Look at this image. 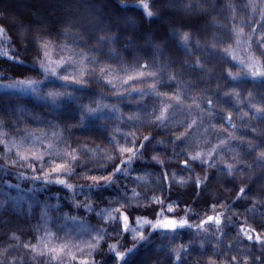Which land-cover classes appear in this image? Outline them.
Segmentation results:
<instances>
[{
    "label": "trees",
    "instance_id": "obj_1",
    "mask_svg": "<svg viewBox=\"0 0 264 264\" xmlns=\"http://www.w3.org/2000/svg\"><path fill=\"white\" fill-rule=\"evenodd\" d=\"M136 21L142 24L134 26ZM0 29L7 52L0 54L1 81L36 73L30 67L32 44L21 42L20 36L44 34L52 53H58V34L70 52L82 37L105 38L101 50L106 52L115 34L117 47L127 46L129 52L127 63L121 65L126 78L137 79L138 87H152L151 79L140 80L143 72L142 77L154 78L157 90L156 95L146 92L136 105L126 96L118 98L125 111L141 117L120 124L118 132H113L116 115L109 109L89 113L81 108L82 98L98 93L95 83L91 88L68 86L74 94L55 104L33 94L0 90V115L28 119L29 111L45 112L50 121L77 125L73 144L95 142L135 150L134 156L119 151L114 161L100 155L97 164H107L106 168L92 163L78 167L77 173L102 177L119 165L114 182L99 180L95 186L77 174L50 172L48 156L45 167L36 161L35 171L5 167L0 161V247L16 244L13 234L19 236L10 253L21 256L22 264H78L84 258L88 264H264V78L242 75V68L228 55L229 48L244 43L264 67L262 0H0ZM78 58L80 70L87 68L84 58ZM140 59L155 67H133ZM104 67L114 82L120 79L116 58ZM141 95L133 92L132 99L139 101ZM165 101L172 102L176 115L159 119L158 108ZM193 116L198 118L197 129L187 127L186 118ZM29 127L44 125L33 122ZM149 130L152 136L144 140L143 133ZM57 131L48 128L49 135ZM181 131L185 137L173 143L172 133ZM131 132L135 135H128ZM207 137L211 142L203 146L221 141L218 155L208 161L191 159L189 153ZM161 139L165 142L157 143ZM33 143L32 150L41 155L47 141L24 140V145ZM61 146L62 141L57 144ZM66 178L76 185L72 191L56 182ZM154 195L156 200L151 199ZM116 209L126 213L130 223L162 217L188 223L171 230L145 226L143 237L137 238L124 229ZM46 233H52L57 244H70L76 259L65 255L58 262L50 254L24 247ZM97 236L103 237L100 247L89 248ZM113 243L116 249L111 248ZM117 251L124 253L123 259Z\"/></svg>",
    "mask_w": 264,
    "mask_h": 264
},
{
    "label": "clouds",
    "instance_id": "obj_2",
    "mask_svg": "<svg viewBox=\"0 0 264 264\" xmlns=\"http://www.w3.org/2000/svg\"><path fill=\"white\" fill-rule=\"evenodd\" d=\"M151 15H156L152 13ZM142 24V21L134 22V26ZM21 42L30 41L34 49L33 62L30 67L36 69L34 75H26L23 77H16L13 81L7 85L11 87L13 84L19 83L21 80H32L35 82V95L39 99L50 100L53 104L61 100L65 96H71L74 94V89L69 90L68 86H75L77 88H91L93 83L99 89L98 93L94 97L82 98L81 108L88 112L89 108H92L93 105L97 106L102 105V108H107L111 112L116 114V124L113 128V132L120 131L119 125L128 120H138L140 115L137 112L125 111L122 107V101L118 98L121 96H126L128 102L132 105L141 103L145 98V93H150L156 95V87L154 78L152 77H141L140 80H152L153 86L148 87L147 84H144L143 87H138L137 79L133 78L131 80L127 79V72L121 67L127 63L126 57L129 55L127 46L124 49L117 47L116 36L113 35L112 46L108 48L106 52L101 50L102 40L105 38H89L82 37L81 41L74 42V48L72 50L73 54L78 57L84 58V63L88 64V67L80 70L77 63L69 60H64V63L61 64L55 73L51 71H45L44 65L46 64L45 59V50L41 46L44 40V34L40 36H28L23 35L19 37ZM131 37H129L130 39ZM49 40L52 39L51 36L48 37ZM61 36L57 35V48L60 55L63 54L65 50V45L60 43ZM60 55L57 56V60H60ZM11 58V57H9ZM113 58H116V70L121 72V77L117 81H113L109 72L110 69L104 67V65L113 63ZM133 67L139 68L140 70L154 68L155 66L148 59L136 60ZM81 71L83 75H81ZM159 75V73H157ZM64 77H69V79H64ZM55 79L60 81L65 87H59L54 84H50L49 81ZM133 92H141L142 95L140 100L132 99ZM28 119L21 117L17 119L14 116L0 115V141H2L3 152L0 153V161L3 162L5 167H21V168H32L33 171L36 170L37 163L41 167H45L43 161L45 156H48V164L46 167L53 168L57 164H63L64 168L61 170L67 174L68 177H71L73 174H77L80 179L86 181H92L93 186L99 183V180H93L92 177H97L96 175H88L87 171H81L77 173V168L81 165H87L92 163L93 167L99 166L100 168H106L107 164L99 163L98 158L100 155H103L106 161H114L118 158L115 154L120 151L118 147H113L110 145L101 146L92 142L89 143H75L72 142V135L77 127L75 124H64L61 121H50L48 115L45 112H38L35 115L31 111L28 112ZM38 122L39 124L44 125L43 128L29 127L30 123ZM150 124L159 125V120H150ZM54 127L58 131L49 135L48 128ZM128 135H135L134 132L128 133ZM175 143L176 140H180L185 137V133L173 132L172 133ZM152 132L149 130L147 133H143L144 140L151 138ZM39 138L41 143L47 141L46 147L42 150V154L39 157H29L28 159H23L19 152L12 147L13 144L18 145L20 148L32 149L36 147L35 143L32 145H24V140L29 138ZM114 138V137H113ZM62 141V146L57 147V144ZM164 140H158L157 143L163 144ZM143 148V141L140 145ZM53 157L58 159H53ZM191 159H196L195 156H192L189 153ZM153 160L157 161L160 164L165 163V159L160 156H153ZM182 163H187V161H182ZM121 169L119 165L116 166L113 172L108 173L102 177H111V179L103 180L108 183L114 182V173L119 172ZM127 173V169H125ZM144 179V177H140ZM64 186L68 188L69 191H72L76 185L69 182L66 178L64 179ZM201 181L197 180V187L200 186ZM68 185H71L69 188ZM132 192L137 194L136 188H132ZM157 196H152V200H156ZM80 202H77L79 205ZM87 206V205H86ZM126 207V206H125ZM14 239L17 241L16 244L8 243L3 247H0V264H22V257L17 256L16 254L10 253V250L16 248L19 244L20 237L13 234ZM102 237V236H100ZM97 237H94V244ZM103 240V237H102ZM101 240V241H102ZM24 247L29 248L28 244H25ZM100 244L96 248H99ZM247 264V262H246Z\"/></svg>",
    "mask_w": 264,
    "mask_h": 264
},
{
    "label": "rangeland",
    "instance_id": "obj_3",
    "mask_svg": "<svg viewBox=\"0 0 264 264\" xmlns=\"http://www.w3.org/2000/svg\"><path fill=\"white\" fill-rule=\"evenodd\" d=\"M262 1L264 3V0H262ZM139 4L141 7H143L145 9L147 14H149L148 10H147V4L145 2H142ZM4 40H5V34L0 29V54H6L7 53L6 49L3 45ZM246 46L247 45L243 43V44L237 45L235 47L229 48V50H228L229 57L231 58V60H233L235 63H237L242 68V70H243L242 75L247 76V77H252V78H264V67L261 65L260 61L256 57H254L251 53L248 52V49ZM58 55H60L59 52L58 53L53 52L52 58L54 60H57ZM69 58H71V59H69ZM60 59L73 61V62L77 63V65L79 66V69H80L79 58H78V56H75L72 52L64 50L63 54L60 55ZM12 81L13 80H9V81H1L0 80V90H12V91H17V92L24 93V94H33L35 97H37L31 89L22 90L19 86H17L16 88L8 87L7 85H9ZM49 83L57 85V86H64L60 81L55 80V79L50 80ZM40 100H46V101L51 102L50 100H47V99H40ZM171 103L172 102H170V101H168V102L165 101V102H162V104H160V107L158 108V115H157L159 119L167 118L171 114L176 115V113L171 112L172 111L171 106L173 105ZM173 109H174V107H173ZM111 113L116 115L114 112H111ZM183 118H184L183 115H179V117H178V119H183ZM186 119H188V124H187L188 128L197 129L199 127L198 122H197V120H198L197 117L193 116V117L186 118ZM202 134H203V132H202ZM200 140H198L197 142H199ZM208 141L211 142L210 139H208V137H207V139L203 138L198 143L199 145L196 146L194 152L192 153L193 156H195L196 158H204V160L208 161L210 158H213L214 155L215 156L218 155L219 150H220L219 146H220L221 141L220 142L214 141L211 143V145L209 147L206 145L205 146L202 145V143L206 144ZM225 143H226V141H225ZM112 216H113V214H111L110 217H112ZM120 217L122 219L123 226H124V221H123L122 215ZM165 219L180 221L178 219L168 218V217H162V218H158L156 220H150L147 218H137V219H135V221L133 223H130L128 220L127 227L125 228V226H124V229L129 231L131 235H133L137 238H142L143 237L142 229L145 226H149L150 228H154V229L160 228V229H170V230L185 226V225L177 224V226L175 228H164L161 226L153 227V225L157 224L158 221H163ZM145 220H147L149 222L148 223H142V221H145ZM78 221H80V220H78ZM82 260H87V259L86 258L79 259L78 264H80V261H82Z\"/></svg>",
    "mask_w": 264,
    "mask_h": 264
},
{
    "label": "snow or ice",
    "instance_id": "obj_4",
    "mask_svg": "<svg viewBox=\"0 0 264 264\" xmlns=\"http://www.w3.org/2000/svg\"><path fill=\"white\" fill-rule=\"evenodd\" d=\"M44 50H45V59H46V64L44 65L45 67V71H51L53 73H55L57 71V68L64 63V59H60V60H54L52 58V46L51 43L47 40L42 42L41 45ZM71 59V58H69ZM81 75H83V72L81 71ZM139 76H143L144 73L141 72L138 74ZM64 79H69V77H64ZM127 79L131 80L133 79V77L129 76ZM17 86H19L22 90H27V89H31L33 92H35V82L32 80H21L19 81L18 85L17 84H13L11 87L12 88H16ZM103 106L102 105H97L95 107L89 108L88 112L89 113H94L97 110L101 109ZM0 135H2V133H0ZM0 145H2V141H0ZM13 148L16 149L17 152H19L20 156L23 159H28L29 156L31 157H39V153L35 150L32 149H25V150H21L20 147L18 145L13 144L12 145ZM121 152H125V153H131L133 156L135 155V150L133 148H121L120 149ZM64 168L63 164H57L55 165L52 169H50V172H60L62 169ZM49 178V173H45L44 179L47 180ZM93 180H107V179H111V177H92ZM57 183L64 185L65 181L64 179H58L56 181ZM68 187L70 188L71 185H68ZM171 210V209H170ZM115 211L117 212H121V209H116ZM122 218L124 221V226L125 228L127 227L128 224V216L126 213H122ZM108 216H111V213L108 214ZM105 219H107V217H105ZM217 220V223H219V220L216 217H208V220ZM149 221L145 220L142 221V223H148ZM188 223V221L186 219L184 220H180V221H176V220H168L165 219L163 221H158L157 224L153 225V227L156 226H161L164 228H175L177 226V224L180 225H186ZM102 240V237L97 236L96 238V243L95 244H89L88 247L95 249L97 247L98 244H100ZM29 248L40 255H51V258L53 260L56 261H61L62 257H64L65 255L67 257H69L70 259H76V253L75 251L72 250V246L68 243H61V244H57L55 242V238L53 236L52 233H46L43 237H41L37 243L34 244H30ZM112 249H116L117 245L115 243H113L111 245ZM116 256L120 259H123L124 257V253L123 252H116ZM80 264H88L87 260H82L80 261Z\"/></svg>",
    "mask_w": 264,
    "mask_h": 264
}]
</instances>
